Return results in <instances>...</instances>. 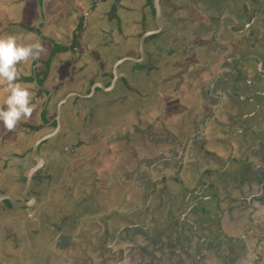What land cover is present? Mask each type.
I'll use <instances>...</instances> for the list:
<instances>
[{"label":"crops","instance_id":"obj_1","mask_svg":"<svg viewBox=\"0 0 264 264\" xmlns=\"http://www.w3.org/2000/svg\"><path fill=\"white\" fill-rule=\"evenodd\" d=\"M125 1L133 2L128 12L133 21L139 20L138 13L146 1L145 14L151 13L152 0ZM216 2L213 0L196 5L199 6L195 7L194 15L197 17L191 15L188 8L181 13L183 24L178 36H183L187 28L191 33L189 37L184 36V46H189L191 41H201V45H206L204 55H194L187 61L189 67L183 73V79L179 76H164L157 81L155 73L151 77L147 75L145 79L142 72L130 74L134 63L125 62L119 66L121 76L127 78L131 89H136L125 95L129 103L126 102L121 108L118 104L115 107L111 105L113 110H98L92 123L88 124H84L81 119L75 123V117H71V109L67 107L63 126L65 135H70V138L63 139L64 135L54 143L55 155L59 156L61 149L65 148L66 159L74 158L72 163L83 161L85 165L79 171L65 172V176L74 183L69 190L65 184L66 178L52 187L51 191L56 197L52 199L54 202H49L51 205L48 208L36 211L45 222L38 228L42 232L31 237L29 245L21 243L17 251L3 254L0 259L2 264H24L32 259L36 260V264L264 262V136L255 137L240 150L236 143L234 149L226 145L222 151L220 148L223 146L217 144L208 152H203L199 146L201 141L212 137L214 119L219 117L223 121L218 106L226 94L233 90L230 80L235 75L231 64L240 55L239 44H230L232 33L226 29L228 22H223V17H231L224 15L220 18ZM168 5V0L165 5L161 3L163 13L169 12ZM235 8L237 12L240 11L238 0L235 1ZM100 11L98 3L84 21V28L80 32L83 39L79 47L85 50L94 48V55L99 50L105 51L103 43L106 36L103 38L102 34H98L97 39L91 37L97 41L91 43L83 35L90 25L89 18ZM77 12L75 9L72 13L78 16V26L81 19L87 16L88 10L84 15ZM254 18L255 21L243 22V27L253 28L256 23L259 24V16ZM232 19L239 25L235 16ZM166 22L165 19L164 24ZM203 25L211 27L204 29ZM126 32L133 37L134 47L139 46L143 28L131 26L123 34ZM48 33L58 37L51 30ZM62 43L66 44L67 41L63 39ZM259 44L251 42L250 50H258ZM135 48L125 56L138 58V53H132ZM193 48L195 54L201 52L200 45L196 44ZM178 58L181 57L173 55L170 60L177 61ZM118 59L116 57L115 60ZM150 79H154L153 82L147 83ZM107 80L104 85L110 82ZM144 91L157 93L156 99L147 101V95L141 96ZM122 92L127 93V90L122 89ZM246 96V93L239 95L237 100L245 99ZM130 104H133V112L137 115L125 112ZM85 114V111L82 112V115ZM113 114L115 120L110 121ZM134 127L140 129L138 134L134 133ZM77 128L82 130V134L76 141L73 132ZM152 129L160 130L155 138L150 134ZM261 129H264V124L260 126ZM225 131L221 128L214 132L216 138L220 142L233 144L234 139ZM124 133L127 136L122 140L120 136ZM166 142L172 146L168 150L170 153L164 155L166 152L161 144ZM117 143L122 147H131L126 153L128 159H125L123 151L122 154L118 153ZM138 143L143 146L139 147ZM194 145L198 146L197 152L191 148ZM144 146L153 151L154 157L146 158L143 155ZM72 151H75L74 154H70ZM189 165L210 168L215 177L220 179L218 186L203 190L206 186L201 182L188 184L183 190L185 194L182 197L187 199L184 207L157 222L156 214L159 211L155 200L163 192L165 182L171 174L183 176ZM200 188L202 191L198 194ZM217 197L219 202H213ZM200 200V205L207 206L210 211L208 219L211 226L197 219L196 204ZM86 206H93L91 216L86 215V212H90L85 209ZM139 214L143 218L134 216ZM85 219H90L93 225L86 227ZM29 226L31 223L27 228Z\"/></svg>","mask_w":264,"mask_h":264},{"label":"flooded vegetation","instance_id":"obj_2","mask_svg":"<svg viewBox=\"0 0 264 264\" xmlns=\"http://www.w3.org/2000/svg\"><path fill=\"white\" fill-rule=\"evenodd\" d=\"M155 1L156 0H152L150 3L151 13H142L143 16H140V24L138 26H141L143 28V32L141 33L140 37L147 31L157 29ZM165 1L167 0H160V5L161 3L165 5ZM178 1L179 4L177 5H180L183 8L182 10L188 8V12L191 11V15L195 17H197L196 15H194L196 13L195 7L199 8L200 5L210 2V0ZM169 3L170 0H168V4ZM97 4L98 2L93 3L90 6L87 12V16L81 19V22L77 26V29L75 31H73L72 33H62V38L65 41H67L65 39L66 36L70 35L72 37L70 43L65 44L59 42L53 35L49 36L46 35L43 30H37L40 26L36 28L31 26L22 27L24 29V32L20 33V40L22 43H33L38 40L42 44L44 49V44L49 45L50 42H52V44H54L55 46L57 45L58 47H60L61 50H59L58 53L54 54L53 49L49 51H46L44 49V51L41 52L38 60L22 62L18 65L19 77L17 82L27 86L30 91L34 93L33 103L35 104V108L31 116L32 122H25L24 120H22L13 130L6 129L3 124L0 123V196L7 194L11 196L14 201L27 202L30 204L29 206L20 207L24 210L26 209L27 213H30L32 211V213L29 215L24 213L23 215H20L18 217H12L10 209L12 205L11 202L8 200L0 202V259H2L3 254L13 253L17 251L21 243L29 245L31 237L33 238L34 236L42 232L38 228L39 225H43L45 224V222L39 215L36 214L34 209H46L51 205V203L45 200L44 193L47 190H52V187H54L57 182L59 183V181L63 180V174L67 170L68 172L71 170L72 172H76L83 168V166L85 165L83 161H78L79 163L75 164L72 163L75 159H66L65 155L62 152H60L59 156L55 155L56 147H54V144L49 143L48 145H45L48 140L42 142L39 146L38 155L43 159V163L40 164L33 154V148L40 137L58 130L57 112L56 118L54 117L55 113L52 117L48 115L50 107L49 105L54 95V90L56 89L46 85L47 82L58 80L59 84H63L64 86L62 87H64L65 89L71 88V90H69V93H65L63 97H60L57 100L58 103L59 101H63L66 96L75 94H79L81 96L89 95L92 89L91 86L94 87L98 84L104 85L105 80L109 79L110 82L106 85V87H108L114 80V70L108 67L100 68L98 63H94L97 61V58L94 57V48L85 50L79 47V43H81V39H83L82 35H80V32L84 28V21L86 20L90 12L95 10ZM147 5L148 4L146 1V3L142 7L143 10ZM168 8L169 12L173 10L170 8V4L168 5ZM168 13H163L161 10L160 15L162 25L164 23V20L166 19V14ZM108 17L112 18L114 17V15L109 14ZM146 18H148L147 22ZM110 34H112V39L115 37V34L106 32V40H104L103 43L104 48L107 46H111L112 44V40L108 41V37ZM188 35H190V33H188ZM150 39H148L146 43H148ZM61 45L63 47H61ZM195 45L196 44L194 42L192 43V45H189L187 47L189 49H187V53H185L184 56L175 54L176 56L181 57L180 59L178 58L177 61L172 60L171 62L170 59L173 55L169 51L168 54H171L170 57L165 58V60H163L157 66H152L147 57L143 58V61H141L140 63L132 64L130 74L142 72L144 75L143 78H145L147 75L151 77V75L155 73L156 77L154 78H156L157 81H159V79H163L162 77L164 76L178 77L183 72H180V70H176L175 68L179 66V62H184L186 60L189 61L195 55V51L193 48ZM138 54L139 57L137 59H140V53ZM55 61L56 63L54 64ZM95 66H97V70L95 69L90 75L93 78L88 77V73L86 72H89L91 70H88L87 67L95 68ZM180 67H182V65H180ZM67 68L71 69L67 72ZM120 71L121 70L118 67V80L116 81L115 87L112 89V91H110L112 94V97L110 99L102 95H100V97H98L97 99H84L76 96L70 97L68 103L66 104V107H61V114L59 117L61 126L57 134H59L61 130H63V136L66 133V129L63 126V118L65 114L63 112V109L67 111V107L70 109L74 108L75 114L77 116L74 118L75 123L78 122L79 119H81L84 124H88L92 123L98 110H106L109 106L111 107V105L114 106L115 104H118V106L125 105L126 102H128L127 99H125V95H129V93H131V90L134 92L136 91V89H131L128 81H126L127 78L124 77V75L121 76ZM56 75L59 76V79L54 78V76ZM153 80L154 79H150L147 81V83H152ZM87 84L89 85L88 90L84 91ZM74 89H80L82 91H72ZM122 89H125V91L127 90L128 94L125 92L120 93ZM1 91L5 93L4 89H1ZM95 91H97V89H95ZM138 94L141 93L139 92ZM156 94L157 93H154L153 91H144L142 92L141 96L147 95V98L151 97V100H153L156 99ZM73 102L75 103V107H73ZM56 104L55 108L56 106H58ZM0 108H3V106H0ZM84 111L86 112V114L82 115V112ZM36 117L42 120L41 125L34 122V119ZM33 123L35 124L33 125ZM73 133V138L77 141V138H79L78 136H81L82 134V130L77 128ZM125 136L127 135H125L124 133L120 137H122V140H124L126 139ZM120 137L118 139H120ZM7 140L9 141V143H11L13 150L7 149ZM79 144L81 143H78V145ZM43 145L45 146L43 147ZM128 148L131 149V147H129L128 145H123L122 151L125 153V159H128V156L126 155V153L128 152ZM74 152L75 151H72L70 152V154H74ZM11 161L18 164L16 165L18 169L16 168V171L13 170L18 175L17 177H15L16 179H13L11 182H9L8 178H10L11 176L6 175V173H9L6 172V170L9 171V163ZM37 166H39V168L33 173L27 190V194L30 197L34 198V200H25L24 196L27 188L28 174L32 168ZM4 175L8 177L7 179L3 180L5 184L2 183V179L6 178L4 177ZM11 185H14V187L18 189V195L14 194V191L11 190ZM43 218L45 217L43 216ZM6 221H8V224H5ZM29 223H31V226L28 227V230L27 225ZM0 264H2L1 260Z\"/></svg>","mask_w":264,"mask_h":264},{"label":"water","instance_id":"obj_3","mask_svg":"<svg viewBox=\"0 0 264 264\" xmlns=\"http://www.w3.org/2000/svg\"><path fill=\"white\" fill-rule=\"evenodd\" d=\"M213 1V0H210ZM216 2V9L218 10V15L220 18H222L224 15H229L231 18L226 19V17H223V22L227 21L229 26L232 28H226L230 29L229 31L232 33L231 36V43L230 44H239V58L237 60H234L231 64V69H233V74L235 75L234 78L230 80V82L233 84V87L230 92H228L225 96V98L220 102L219 104V115L223 119V121L220 120L218 117L216 120L214 119L213 126H212V137L209 139H205L201 141V150L203 152H208L211 149H214V145H220L223 146L220 148V151H222L226 145H229L230 148L235 147V143L237 145V148L240 150L243 149L245 146H247L251 142L252 139L255 137L264 136V129L260 130V126L264 124V44L262 43V40L264 39V0H238L240 11L237 12V8H235V1L236 0H214ZM246 3V4H245ZM170 8L173 9L171 12L166 14V20L167 22L163 25L161 24V5L160 0L155 1V7H156V26L157 29L147 31L145 32L139 40V53H140V59H135L130 56H124L116 62L115 68H114V80L112 81V84L108 87L104 86L105 91H112V89L115 87L116 81L118 80L117 75V68L125 63V62H132V63H140L143 61V58H146L149 60L150 64L152 66H157L160 64L165 58L170 57L168 54V51L172 53V55H180L184 56L185 53H187L188 46H184L186 40L184 36L189 37L188 35L189 29L187 28V32L183 34V36H178V30H180V26L183 24V21L180 19L182 17L181 13L183 12V8L179 4L178 0H170ZM242 4V5H240ZM133 5V2L125 1V0H103L102 6H101V13L100 19L103 20L101 22L100 28L93 34V38L97 39L98 34H102L103 38L106 36V32H111L115 34L116 36H119V34L123 33L126 28H129L131 26H138L140 24L139 20L133 21L131 20L132 17L128 15V12L131 11L130 8ZM234 7V8H232ZM147 7H144L146 9ZM133 10V9H132ZM137 12V10L135 9ZM185 11V10H184ZM127 13V14H126ZM135 13V12H134ZM145 14V11L143 8L140 9V12L138 13L140 16H143ZM114 15V17L109 18L108 15ZM139 16V19H140ZM235 16L237 20L239 21L236 23L232 17ZM256 16H259V24L256 23V26L253 28H247L243 27L245 21H255ZM148 21V18H146V22ZM109 24L108 27L105 25ZM105 24V25H104ZM241 24V25H240ZM202 27L209 29L211 25H203ZM240 29V30H239ZM185 30V31H186ZM228 31V30H227ZM191 34V33H190ZM112 35V34H111ZM116 37H114L112 40L111 46L105 47V51L109 53L108 57L115 55L118 52H126V51H132L133 48H135L134 44L132 43L133 37H125L122 39V42H118L115 40ZM151 38V39H150ZM131 39V40H130ZM150 39L147 42V40ZM251 42H255L256 44L260 45V48L258 50H250V44ZM193 41L190 42L189 45H192ZM195 44L200 45V51L196 52L195 55H204L205 50L204 46L201 45V41H194ZM241 45V46H240ZM175 47V48H174ZM223 48H226L225 46ZM263 60V61H261ZM187 60L184 62H179V66L175 68L176 70L180 69V72H186V69L189 67L187 65ZM182 65V67H180ZM181 74L179 78L183 79V75ZM231 74V75H233ZM98 84L97 86H101ZM97 86L92 87L91 92L89 95L81 96L79 94L66 96V98L63 101H60L57 106V125L58 130L49 133L47 135H44L43 137H40V139L37 140V142L34 145L33 148V154L36 158V160L39 161V163H43V159L38 155L39 146L42 142L49 140L53 138L57 133L59 132V128L61 126L59 117L61 114V107L64 104H67L70 97L76 96L81 97L84 99H89L92 97V95L95 92V89ZM244 93H246L248 96H246L245 99H241L240 101L237 100V96L241 95L243 96ZM73 107H75V103L73 102ZM69 113L71 117H77L75 114L74 108L69 110ZM73 119V118H72ZM221 128L223 130H226L225 133L228 135H231L234 139L233 144L232 143H224L220 142L219 139L216 138V135L214 132L219 131ZM242 128V131L240 130ZM140 129L137 127H134V133L138 134V131ZM160 130L152 129L150 132L151 135H153V138L158 136V133ZM223 133V132H222ZM234 135V136H233ZM70 138V135H65L63 139ZM161 145H164L163 148L165 149L163 153L164 155L169 152L170 146H172L171 143H163ZM143 146V144H142ZM158 146V145H157ZM198 146L195 147L192 146V150L194 152H197ZM143 155L147 158L148 156L154 157L153 151L148 147H143ZM170 153V152H169ZM128 154V152H127ZM197 154V153H196ZM190 168L185 172L183 176H180L178 174H171L169 175V179L164 184V190L159 195V197L155 200L157 204V222L159 219H162L164 217H167L169 214L173 213L175 210H180L184 207V205L187 202L186 197H182L185 192V190L190 183H203L206 187L203 188H210L217 187L218 183L220 182V179L215 177V174L211 171L210 168H204V166H192L189 165ZM39 166L34 167L31 169V171L28 174L27 179V188L25 191V200H34V198L30 197L27 194L28 186L31 181V177ZM124 169V168H123ZM176 175V176H175ZM213 176V178H212ZM225 182V180H224ZM223 182V184H224ZM202 188H200L198 194H201ZM4 200H8L11 202L12 205L15 206H29L30 204L27 202H17L14 201V199L7 195H1L0 196V202H3ZM213 202H219V197L215 199ZM200 204H202L201 200L196 204L197 209V219L202 222L206 226H211V222L209 221V209L207 206L202 207ZM207 204V201L206 203ZM137 218H143L142 214L134 215ZM119 218V217H117ZM116 218V219H117ZM85 226L90 227L93 225L90 219H85ZM115 220L112 221V224ZM119 221V219H118ZM53 228V226H50ZM52 233H50V236ZM36 260L32 259L29 262H26L24 264H36Z\"/></svg>","mask_w":264,"mask_h":264},{"label":"rangeland","instance_id":"obj_4","mask_svg":"<svg viewBox=\"0 0 264 264\" xmlns=\"http://www.w3.org/2000/svg\"><path fill=\"white\" fill-rule=\"evenodd\" d=\"M74 1H76V5H74ZM102 1L103 0H0V36H5V35H15L18 39L19 42H21L20 40V33L24 32V29L22 28L23 26H33L34 28L38 27L37 30L41 29L44 31V33L46 35L51 36L52 34H49L48 32L51 30L52 32H54L58 37L56 38L59 42H62V33H72L73 31H75L77 29V24L79 23L78 20V16L77 14L74 15V10L77 9L79 14H85L88 10V8H90V6L93 3L98 2L99 3V7L102 6ZM72 14V15H68V13ZM100 15L101 13H96L94 15H92V17L89 18L90 21V25L89 27L86 29L85 34L83 35L84 38H87L88 42L94 43L95 40H92L91 37L93 36L92 33L97 32V27L98 25L101 24V22L103 20L100 19ZM52 20V24L50 23ZM50 23V24H49ZM105 25V24H104ZM106 27L109 26V24L106 23L105 25ZM89 31V32H88ZM127 33V35H126ZM125 34L121 33L119 34V36L115 35V40L118 42H122V39L125 37H128L129 34L128 32H126ZM74 37V36H73ZM71 36L68 35L66 36V40L67 43L70 42L71 40ZM100 39V35L99 38ZM61 40V41H60ZM46 42V41H45ZM97 42V41H95ZM81 44V43H80ZM44 49L46 51L52 50L53 49V53L56 54L59 52V50H61L60 47H58L57 45L55 46L54 44H52V42H50L49 45H45L44 44ZM61 47H63L61 45ZM139 46L137 45V47L135 48V50L132 53H139ZM130 51H124V52H118L113 56L108 57L109 53H107V51H98L97 53H95V58H97V61L99 60V67L100 68H111L112 70H114V67L116 65V57H118L119 59L121 57L119 56H125L126 54H129ZM127 57V56H126ZM137 59V58H135ZM130 62V61H128ZM56 63V61L54 62V64ZM97 66H95V68L93 67H87L88 70H91L88 73V77L93 78L91 75V73L96 69ZM71 68H67V72L70 70ZM97 70V69H96ZM54 78L59 79V76L56 75L54 76ZM98 79V78H97ZM106 81V80H105ZM100 83V82H98ZM112 83H110L111 85ZM46 85L53 87L54 89V95L51 99L50 102V107H49V111H48V115L49 116H54L55 113V118H56V112H57V106L55 108V104L57 103V100L60 97H63V95L65 93H69L71 90V88L65 89L63 84H59L58 80H54L52 82H47ZM101 85V84H100ZM88 84L85 86L84 91L88 90ZM106 86V85H105ZM93 86H91L92 88ZM5 85L3 83H0V106L4 107V99L6 97V93L2 92L1 89H4ZM97 91H95L93 97H91V99H97L98 97H100V95L102 96H106L107 98H111L112 94L109 91H105L104 86H97L96 87ZM80 89H74L72 91H79ZM82 91V90H80ZM92 93V92H91ZM151 99V97H149V99L147 101H149ZM60 102V101H59ZM58 102V103H59ZM58 103L56 105H58ZM118 106V105H117ZM133 104H130L129 107L125 110V112L131 113L133 115H137L136 113L133 112ZM66 107V104L63 105V108ZM115 107V105L113 106ZM109 109L113 110V108L108 107ZM121 108V106L119 107ZM63 112L65 113V110L63 109ZM119 116H121L120 114H118ZM122 117V116H121ZM36 124L41 125V119L36 117L34 119ZM47 120V119H46ZM64 120V118H63ZM115 120V114L111 115L110 121H114ZM25 122H32L31 120H29L28 118L24 120ZM33 123V125L35 124ZM50 128V127H49ZM159 130V129H157ZM61 137H63V130L60 131L59 134L55 135L53 138L49 139L47 141V143L45 145H48L49 143H56L57 141H60ZM7 145V149L13 150V147L11 145V143H9V141L7 140L6 142ZM43 145V147L45 146ZM139 147H142V145L140 143H138ZM122 145L120 143H117V150L119 154H122ZM61 152L64 154L65 152V148L61 149ZM124 163V161L122 163H120V165H122ZM16 165H18L15 162H10L9 163V171L6 170V175L11 176L10 178L6 177V175H4V177L2 179V183L5 184V182L3 180L7 179L9 180V182H11L13 179H16L15 177H17L18 174H16L13 170L16 171ZM119 165V166H120ZM19 167V166H18ZM20 168V167H19ZM18 169V168H17ZM68 176H70V173L67 174ZM60 177V175H59ZM63 178H66V186H67V190L70 189V185H72V181H70L69 177L65 176V173L63 174ZM12 184V183H11ZM74 184V183H73ZM13 186V187H12ZM11 190L14 191V194L18 195V189L16 187H14V185H11ZM45 200L48 202L52 201V198H56L54 195V192H52L51 190H47L45 193ZM73 205L76 207V204L73 203ZM92 207H87L86 206V210L90 211V212H86V215H92L90 214L92 212ZM11 209V215L12 217H18L20 215H23L24 213L29 215L32 213V211L29 213L26 212V209L24 210L23 208H21L20 206H15V205H11L10 207ZM34 211H38V208ZM94 219H96V217H94ZM5 224H8V221H6ZM264 264V262L262 263Z\"/></svg>","mask_w":264,"mask_h":264},{"label":"clouds","instance_id":"obj_5","mask_svg":"<svg viewBox=\"0 0 264 264\" xmlns=\"http://www.w3.org/2000/svg\"><path fill=\"white\" fill-rule=\"evenodd\" d=\"M42 44L19 42L15 35L0 36V83L5 85L4 107L0 108V123L13 130L22 120L31 117L35 104L34 93L17 82L18 65L22 62L38 60L43 52Z\"/></svg>","mask_w":264,"mask_h":264}]
</instances>
